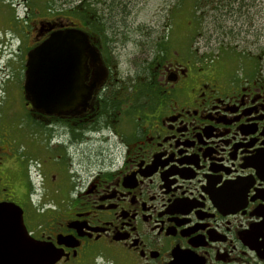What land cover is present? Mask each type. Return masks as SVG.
<instances>
[{"label": "flooded vegetation", "instance_id": "flooded-vegetation-1", "mask_svg": "<svg viewBox=\"0 0 264 264\" xmlns=\"http://www.w3.org/2000/svg\"><path fill=\"white\" fill-rule=\"evenodd\" d=\"M100 3L0 0V70L15 73L0 81V248L23 251L22 224L52 264H264V65L220 74L193 41L158 39L122 76L104 42L128 39L130 9L116 1L106 15ZM66 29L87 35L106 76L97 84L88 67V111L47 116L24 98L25 62ZM11 86L33 148L6 124Z\"/></svg>", "mask_w": 264, "mask_h": 264}, {"label": "rangeland", "instance_id": "rangeland-1", "mask_svg": "<svg viewBox=\"0 0 264 264\" xmlns=\"http://www.w3.org/2000/svg\"><path fill=\"white\" fill-rule=\"evenodd\" d=\"M116 1L130 9L127 25L129 30L125 34L128 39L120 36L114 41H105L104 45L105 48L108 45L109 49L113 50L114 63L118 65V72L122 76L144 63L149 57L147 54L149 50L152 53L154 51L150 44L158 39H166L168 47L178 46L179 49L181 46L184 50L193 41L194 48H198L200 54L204 55L201 58L206 59L208 65L211 60L217 58L213 67L220 74L230 72L235 65H242L244 63L242 60L245 61L246 56L253 59L254 63L264 65V0H244L240 6H237V3L234 5L226 3L222 7L215 4L218 0L201 1L196 7H193L195 0H114V3L103 0L100 1L99 9L104 7L105 14L108 15L112 13ZM245 4L249 5L244 6ZM116 7L115 5L114 11ZM117 27L119 30L123 28L121 25ZM225 49H233L234 52L217 55ZM4 61L5 58H0V69L2 65L4 66ZM12 64L14 69L18 65L14 61ZM14 76L15 73L10 69L0 70V81H10L12 86ZM12 86L8 98L5 97V101L11 105L6 111L8 114L6 124L12 134L19 138L18 145L33 148L36 145L32 136L33 126L29 124L27 118L12 119L14 115L25 110L22 102L17 100L16 87ZM12 100L18 101L17 104L11 103ZM25 113L26 111L23 112ZM50 184L51 182L46 180L42 186L34 179L33 188L37 192H42L44 188L48 193L52 189ZM26 188L24 184L20 191L26 192L28 189Z\"/></svg>", "mask_w": 264, "mask_h": 264}, {"label": "water", "instance_id": "water-1", "mask_svg": "<svg viewBox=\"0 0 264 264\" xmlns=\"http://www.w3.org/2000/svg\"><path fill=\"white\" fill-rule=\"evenodd\" d=\"M88 67L97 71L95 82L101 84L106 76L105 68L87 35L75 29L57 31L27 55L24 98L33 111L43 115H81L90 108L93 89V85L90 88L81 85ZM17 229L23 251L18 249V255L12 256L1 247L0 264L53 263L55 256L50 248L29 242L22 224Z\"/></svg>", "mask_w": 264, "mask_h": 264}, {"label": "trees", "instance_id": "trees-1", "mask_svg": "<svg viewBox=\"0 0 264 264\" xmlns=\"http://www.w3.org/2000/svg\"><path fill=\"white\" fill-rule=\"evenodd\" d=\"M97 1H101V0H97ZM201 1L202 2H204V1H206V0H195V4H194V6L193 7H196V6H198L200 3H201ZM243 2H244V0H218L217 2H215V4H219V5H221V7L222 6H225L226 5V3H228V5L229 4H235V3H237V6H240V5H243ZM249 4H245L244 6H248ZM233 50V49H232ZM242 55V54H241ZM242 56H240V58H241ZM247 58L246 59H248V58H250V57H248V56H246ZM251 59V58H250ZM239 60H242V59H239Z\"/></svg>", "mask_w": 264, "mask_h": 264}]
</instances>
